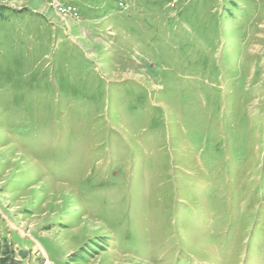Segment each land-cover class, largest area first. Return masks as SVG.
<instances>
[{
    "label": "rangeland",
    "instance_id": "rangeland-1",
    "mask_svg": "<svg viewBox=\"0 0 264 264\" xmlns=\"http://www.w3.org/2000/svg\"><path fill=\"white\" fill-rule=\"evenodd\" d=\"M72 1L0 0V264H264V0Z\"/></svg>",
    "mask_w": 264,
    "mask_h": 264
},
{
    "label": "built area",
    "instance_id": "built-area-1",
    "mask_svg": "<svg viewBox=\"0 0 264 264\" xmlns=\"http://www.w3.org/2000/svg\"><path fill=\"white\" fill-rule=\"evenodd\" d=\"M52 5L65 17L79 19L80 14L78 8L72 4V0H50ZM70 2V3H69ZM129 0H122V6L128 5Z\"/></svg>",
    "mask_w": 264,
    "mask_h": 264
},
{
    "label": "trees",
    "instance_id": "trees-1",
    "mask_svg": "<svg viewBox=\"0 0 264 264\" xmlns=\"http://www.w3.org/2000/svg\"><path fill=\"white\" fill-rule=\"evenodd\" d=\"M0 245H1V244H0ZM5 262H6V261L4 260V261H3V264H6ZM13 264H14V263H13ZM15 264H16V263H15Z\"/></svg>",
    "mask_w": 264,
    "mask_h": 264
}]
</instances>
